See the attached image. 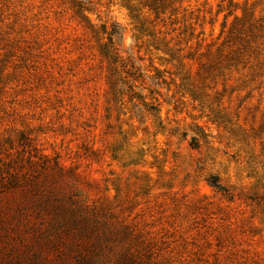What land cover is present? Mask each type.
Returning <instances> with one entry per match:
<instances>
[{
    "label": "rangeland",
    "instance_id": "1",
    "mask_svg": "<svg viewBox=\"0 0 264 264\" xmlns=\"http://www.w3.org/2000/svg\"><path fill=\"white\" fill-rule=\"evenodd\" d=\"M74 1L0 0V201L32 256L264 264V0Z\"/></svg>",
    "mask_w": 264,
    "mask_h": 264
},
{
    "label": "trees",
    "instance_id": "2",
    "mask_svg": "<svg viewBox=\"0 0 264 264\" xmlns=\"http://www.w3.org/2000/svg\"><path fill=\"white\" fill-rule=\"evenodd\" d=\"M73 6H80V1L69 0ZM77 15H80V19L85 21L86 18L76 11ZM88 29L90 33H94V28L89 25ZM108 43L100 44L101 55L106 59L109 65L115 64L117 61L112 54L111 37H108ZM112 76L115 75V69H110ZM112 94H115V87H111ZM10 177V178H9ZM215 178H212L214 181ZM213 187L222 189L221 186L211 184ZM20 185L14 179L13 175L3 176L0 174V198L6 194L13 193ZM23 195H30V192L25 191L21 193ZM24 204H18L12 206L8 203H2L0 201V264H96L93 256L90 254H83L80 251H74L72 256L62 259V254L57 256L56 260H48L39 251L38 260L32 256L31 250L34 246L32 239L37 232L36 221L32 219L31 214L22 212ZM26 235H30L26 238ZM39 249V248H36Z\"/></svg>",
    "mask_w": 264,
    "mask_h": 264
}]
</instances>
